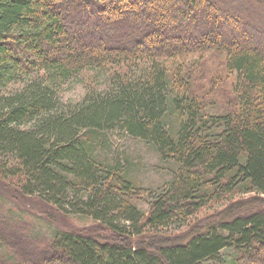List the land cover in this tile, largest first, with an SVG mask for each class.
Segmentation results:
<instances>
[{
    "label": "trees",
    "instance_id": "obj_1",
    "mask_svg": "<svg viewBox=\"0 0 264 264\" xmlns=\"http://www.w3.org/2000/svg\"><path fill=\"white\" fill-rule=\"evenodd\" d=\"M208 53L221 65L199 63ZM86 69L107 70L105 86L62 102ZM114 132L175 167L159 192L102 155ZM0 183L5 200H39L111 237H31L2 219L0 264H202L228 250L232 264H264V0H0Z\"/></svg>",
    "mask_w": 264,
    "mask_h": 264
},
{
    "label": "rangeland",
    "instance_id": "obj_2",
    "mask_svg": "<svg viewBox=\"0 0 264 264\" xmlns=\"http://www.w3.org/2000/svg\"><path fill=\"white\" fill-rule=\"evenodd\" d=\"M118 9L121 10L120 7ZM207 56L210 58L208 59V63H211V61L214 62L212 67H216V63L221 65L220 55H218V57L216 55L215 57L214 53L202 55V59L199 63H204ZM189 57H192V59L196 61L199 60L198 55H192ZM106 71L107 70H105V72ZM105 72L96 69H86L79 74L72 75L63 85H61V88L58 91L62 102L75 103L82 98L86 91L91 89H102L105 86L103 81ZM209 77L211 78V75ZM212 79L214 82V78ZM104 144L105 147L102 151V155L106 156L108 159L118 158L123 162L127 160L130 163V175L138 186L144 189H149L150 191L159 192L160 189L170 181L172 169L174 170L175 167H173L172 164L160 162L151 147L132 139L126 134H120L118 132L105 135ZM0 193L9 196L12 192L7 191L3 184L0 183ZM250 196L253 195L247 194L237 196L239 198L235 196L234 198H227L217 204L213 203L211 206L203 209L193 217L187 226L169 230V238H177L181 242L185 241L197 231L193 230L195 227L207 225L208 222L212 223V220L214 219H220L225 209L229 207V204L238 199L249 198ZM260 197L264 198L263 196ZM12 198L13 202L0 197V220H7L13 227L18 226V232H21L26 236L30 235L31 237L48 239L51 237L53 230L58 228L59 230L70 232L95 234L101 236L105 240L111 239L108 233L102 232L99 225L90 219L76 218L77 216L75 217L71 214L70 216H65L57 212L50 205L44 204L36 199L19 200L18 197L15 196ZM144 200L148 201L149 197L147 196ZM144 200H141L138 203V207L142 210H146L148 206L147 201ZM252 206L250 207L251 210L254 208ZM20 228H23L24 232L20 231ZM140 239L142 240L141 242H149L150 240L148 239H151V237L146 235ZM5 254L3 248L0 247V256ZM231 261L232 254L228 250L222 251L217 260L202 264H232Z\"/></svg>",
    "mask_w": 264,
    "mask_h": 264
}]
</instances>
